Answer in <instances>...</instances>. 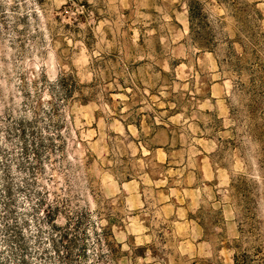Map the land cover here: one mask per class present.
I'll return each mask as SVG.
<instances>
[{
    "label": "rangeland",
    "instance_id": "rangeland-1",
    "mask_svg": "<svg viewBox=\"0 0 264 264\" xmlns=\"http://www.w3.org/2000/svg\"><path fill=\"white\" fill-rule=\"evenodd\" d=\"M0 0V264H264V0Z\"/></svg>",
    "mask_w": 264,
    "mask_h": 264
},
{
    "label": "trees",
    "instance_id": "trees-1",
    "mask_svg": "<svg viewBox=\"0 0 264 264\" xmlns=\"http://www.w3.org/2000/svg\"><path fill=\"white\" fill-rule=\"evenodd\" d=\"M190 1L192 5L188 6V13H189V21L191 22L193 16H198L201 2L199 0H190Z\"/></svg>",
    "mask_w": 264,
    "mask_h": 264
}]
</instances>
